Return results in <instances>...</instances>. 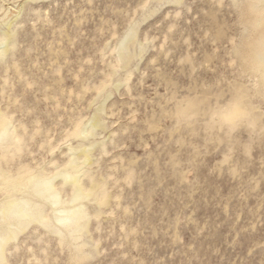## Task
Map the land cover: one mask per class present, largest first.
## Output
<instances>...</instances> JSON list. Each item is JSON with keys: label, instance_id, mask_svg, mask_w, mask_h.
<instances>
[{"label": "rangeland", "instance_id": "1", "mask_svg": "<svg viewBox=\"0 0 264 264\" xmlns=\"http://www.w3.org/2000/svg\"><path fill=\"white\" fill-rule=\"evenodd\" d=\"M0 235V264H264V0H0Z\"/></svg>", "mask_w": 264, "mask_h": 264}, {"label": "bare ground", "instance_id": "2", "mask_svg": "<svg viewBox=\"0 0 264 264\" xmlns=\"http://www.w3.org/2000/svg\"><path fill=\"white\" fill-rule=\"evenodd\" d=\"M125 39V38H124ZM125 41V40H124ZM6 133L5 131L3 132V134ZM7 134V133H6ZM5 135V134H4ZM52 184V182H50ZM50 184V185H51ZM45 185V184H44ZM50 185L49 183L46 182V187L43 188L42 190H40L41 192H48L50 194V196H52L54 198L55 201H57V198L51 193V190L50 191ZM39 188V187H38ZM38 194V192H37ZM42 194V193H41ZM48 197V196H47ZM50 198V197H49ZM15 200V199H14ZM59 202V201H58ZM2 209V208H1ZM5 209V213L6 215L5 216H10V215H18L20 216V218H36L37 217V213L35 211H32L31 210V207L28 205V203L25 201V200H18L17 199L15 201H11V202H7L6 205H4V208ZM76 209V208H75ZM65 210V209H64ZM72 210V209H71ZM78 210V209H77ZM3 211V210H1ZM67 211V210H66ZM70 212V209L68 210ZM74 212V211H73ZM75 214V213H74ZM39 215V214H38ZM67 215V213H66ZM69 215V214H68ZM58 216V214L56 215ZM63 216V215H62ZM73 216V214H72ZM39 217V216H38ZM67 217H70L67 216ZM74 217H76L74 215ZM73 219V218H72ZM38 220V219H37ZM63 221H66L68 220V218H65V219H62ZM23 221V219H22ZM26 221V220H24ZM36 221V220H35ZM25 223V222H24ZM68 223V222H67ZM11 236V235H10ZM9 239V238H8ZM3 240L4 238L0 235V253L2 251V244H3ZM5 245V244H4ZM2 254V253H1ZM1 257V255H0Z\"/></svg>", "mask_w": 264, "mask_h": 264}]
</instances>
